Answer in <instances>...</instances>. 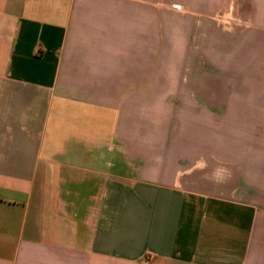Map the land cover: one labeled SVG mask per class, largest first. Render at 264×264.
<instances>
[{
	"label": "crops",
	"instance_id": "crops-1",
	"mask_svg": "<svg viewBox=\"0 0 264 264\" xmlns=\"http://www.w3.org/2000/svg\"><path fill=\"white\" fill-rule=\"evenodd\" d=\"M165 5L200 83L165 82ZM0 264H264V0H0Z\"/></svg>",
	"mask_w": 264,
	"mask_h": 264
},
{
	"label": "rangeland",
	"instance_id": "rangeland-1",
	"mask_svg": "<svg viewBox=\"0 0 264 264\" xmlns=\"http://www.w3.org/2000/svg\"><path fill=\"white\" fill-rule=\"evenodd\" d=\"M165 38L164 51L158 55V62L163 63L165 82L168 79L187 78L196 79L197 83L202 82L204 77V63L219 62L220 55L216 52H205L204 38L188 21L189 8L180 5H165ZM172 15L178 16L179 21H171ZM192 25V26H191ZM178 27L179 37H173ZM174 29V31H173ZM171 86L165 85L163 92L170 93ZM186 93V91H185ZM182 95V94H181ZM149 125L158 127L174 126L180 129L181 137L187 138L188 130L192 126L203 129L204 118L191 117L189 103L186 101H175L164 99L163 101L148 102ZM183 131V132H182Z\"/></svg>",
	"mask_w": 264,
	"mask_h": 264
}]
</instances>
